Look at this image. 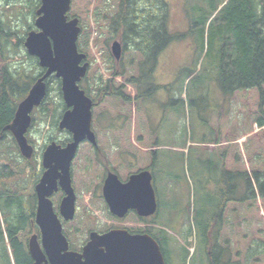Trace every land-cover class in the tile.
Returning a JSON list of instances; mask_svg holds the SVG:
<instances>
[{"label": "rangeland", "instance_id": "374dc122", "mask_svg": "<svg viewBox=\"0 0 264 264\" xmlns=\"http://www.w3.org/2000/svg\"><path fill=\"white\" fill-rule=\"evenodd\" d=\"M6 1L0 0V21L4 30L0 27V53L4 56L3 60L0 61V69L4 70L6 67L16 81L15 83L12 82L14 85L13 90L10 88L8 89L10 91L7 92L9 93V100L14 104L19 101L20 91L25 87L23 81L29 82L30 78L40 76V71L36 68L35 62L27 57L32 56L28 54L25 46L16 43L20 38L18 33L22 31L21 29L26 31L25 39L28 32H30L25 25L27 20L29 24H33V30H36L37 15L34 17L33 13H30L29 5L36 6L38 9L41 1L9 0L7 3ZM168 1L171 7V30L173 32H186L189 28L185 10L186 0ZM103 6L104 0H73L69 14V16H73L79 13L82 25L85 28L84 34L85 36L90 35L88 48L85 47V43L81 42L83 53H87L88 50L89 54L87 60L91 67L88 73L89 79L88 81L85 79L80 85L82 84L85 89L90 90L93 96L96 92V86L93 82L95 76L102 75L104 79L110 78L105 64L109 57V52L106 50L108 35L104 31H99L98 26L102 23L97 24L93 15L96 9H101ZM32 11L36 12V8ZM7 27L12 28L14 37L7 38ZM6 39H9V41ZM4 40L8 42L4 45L5 50L2 48V41ZM115 41L120 40L111 41L110 47ZM4 52L8 53L7 56ZM32 58L38 62L35 57ZM130 59L131 57L127 56L126 63ZM218 60V51L213 47L212 42L209 45L207 42L204 53H201L198 33L173 42L160 56L155 74V82L162 88L153 91V97L144 102L143 106L148 113L147 118L144 116L143 106L140 105V113H143V124H145V129L141 133L144 134L147 140L150 138L148 125L155 131L158 138V146L154 147L158 160L154 169L157 176L153 186L156 190L159 210L153 221H141L132 213L125 219L119 220L109 213L104 201L100 199L105 179V176L103 178L105 169L98 163V158L102 159V157L93 152L90 144L84 143L81 145L72 166V180L77 196L78 210L73 221L63 224L64 232L70 237L71 243L74 244L71 245L72 250L81 251L92 231L103 232L113 228H123L132 232H145L151 229L158 232L165 229L169 235L175 238L171 261L168 264H208L204 246L200 245V242L198 243V239L202 232L201 227L207 221L210 212L211 214H218V210H220L219 193L216 191L215 185L220 178V172L216 173L214 171V174H212L213 168L210 162H213L220 169L222 158L218 156L216 151L228 147L225 140L222 141V147L210 143L212 138L215 139L213 129H218L214 126L216 125L214 115L219 114V117H223L225 113L232 109L229 100L225 99L221 89L217 86L216 79L214 80L218 73ZM39 68L43 72L40 66ZM189 71H193L194 74L188 79L187 72ZM134 72L135 69L129 68V74ZM116 84H125V79L117 78ZM126 89L134 97L136 94L134 87L126 85ZM23 92L21 97L24 95ZM44 103L46 106L43 104L34 111L32 115L33 126L27 133L29 142L35 148L34 157L29 164L21 157L16 142L10 133H5L0 140V165L8 164L12 171L20 174L19 178L15 177L16 191H23L21 195L25 207H28L31 202L33 205L35 199L34 210H36V196L35 193L34 197L31 195V189L34 191L35 184L43 173L41 160L44 149L53 141L65 145L72 138L69 132L59 129V122L66 110V105L62 96L61 80L55 76L48 80V95ZM109 106L115 109V112L112 113L113 116L120 113L124 114L123 116L127 115L125 110L122 111L121 104L109 103ZM100 110L97 109L94 112V131L98 135L101 150L107 154L111 164L117 168V173L125 181L127 172L133 168V170L146 168L149 163L143 161L138 153L136 154L137 158H129V163L124 161V158L118 157L119 148L116 150L117 148L114 149L113 146H119L116 140L120 142L119 144L126 140L121 138L120 134L128 132V128L121 132H115L116 129L123 126V120L120 118L114 120L106 114L99 115ZM104 110L106 109L104 108ZM235 115L233 113L231 117H235ZM123 116L121 117L124 118ZM242 121L243 119H233L228 122L238 123ZM241 124L243 125V123ZM240 129L239 132L244 131V127ZM134 130L135 127L132 126L133 144L136 143V131ZM263 132L264 129L255 132L252 136L247 135L246 138L240 140V147L234 143L238 147L236 156L239 157L241 164L246 161V167L249 170L252 167L264 168ZM250 138L253 141L255 138L256 147L254 151L249 152L247 148L252 146ZM246 140L248 142L245 144ZM131 151L134 152L132 149ZM226 158L228 164L233 165V168L236 169V164L232 163L235 162L233 151L228 153ZM252 158L256 161L254 162ZM59 195L58 193L52 196L58 213L61 201L58 199ZM31 198L32 201H30ZM5 205L6 200L1 193L0 219L2 220V227L4 226L6 214ZM256 210H258L257 207H253L254 222L249 218L244 219L246 220L244 221V216L238 220L235 214V219L231 221L232 214L231 212L230 214L227 213L228 220L231 222H228L222 232L225 238L232 240L233 257H237L234 256L236 250L246 251L252 237H255L254 239L258 243L264 242V216L261 218L260 212L257 211L256 213ZM218 222L214 221L215 224H218ZM190 227L193 234L189 237V242L193 244L191 245L193 247L189 250L190 252L194 251L195 245L196 252L191 253L188 259L185 260L180 248L185 246L184 234L188 232ZM245 234L248 236L247 242H241V246H237L236 236H244ZM239 241L241 240L239 239ZM258 250L255 246H252L251 252H257ZM255 259L253 258V260ZM225 261H227V258H225Z\"/></svg>", "mask_w": 264, "mask_h": 264}, {"label": "trees", "instance_id": "16d2710c", "mask_svg": "<svg viewBox=\"0 0 264 264\" xmlns=\"http://www.w3.org/2000/svg\"><path fill=\"white\" fill-rule=\"evenodd\" d=\"M185 4L189 28L182 33L171 30V7L168 0H104V6L101 9H96L93 15L97 24L102 23L98 26L99 31H104L108 35L106 50L109 52V57L105 64L110 78L104 79L102 75L95 76L93 79L96 86L95 96L82 84L80 86L93 99L94 112L101 109L99 115L106 114L114 120L116 118L123 120V126L116 129L115 132H121L128 128V132L120 134L121 138L126 139L122 141V145L116 140L119 146H113L114 149L117 148L116 150L119 148L118 157L124 158V161L129 163V158H137L136 154L138 153L143 161L149 163L146 168L131 169L127 172L125 179L128 180L131 174L144 169H150L156 178L154 169L158 157L154 147L158 146V138L148 125L150 138L147 140L141 133L145 129V124H143L144 117L143 113H140V107L144 105L146 100L153 97V91L162 88L155 82L160 56L173 42L191 37L195 33H198L200 37L202 54L206 49V43L208 42L209 45L212 42L213 47L218 51L219 58L218 73L214 80L216 79L217 86L221 89L225 99L229 100L232 109L223 117H219V114L214 115L216 122L214 126L218 129H213L215 139L212 138L210 143L222 147V141L225 140L228 147L216 151L218 156L222 158L220 169L213 162H210L213 168L211 173L220 172V178L215 183L216 191L219 193L220 210H218V214H211L210 212L207 216V221L201 227L202 232L198 243L200 242V245L204 246L208 264H264V242L258 243L254 239L255 237H252L246 251L236 250L234 256L237 257H233L232 240L225 238L222 232L228 222L230 223L232 219H235L234 214L238 220L244 216L243 220L249 218L254 222L253 207L256 206L258 209L256 213L259 211L260 217L264 216V168L252 167L249 170L246 167V161L241 164L239 157L236 156L241 139L264 129V0H186ZM29 6L30 13H33L35 17L39 8ZM34 8H36V12L32 11ZM69 18L80 20L82 32L78 40V48L80 52H84L81 42L85 43V47L88 48L90 35L85 36V28L79 13L69 16ZM25 25L28 30L33 31V24H29L28 20ZM0 27L3 30L1 21ZM7 30V38L14 37L12 28L7 27ZM21 30L20 33L16 30L20 37L16 43L18 45H24L25 42L26 31ZM116 39H119L123 45L120 61L114 58L110 47V42ZM6 40L9 41V39ZM2 42V48L5 50L4 45L8 42L5 40ZM7 54L6 52L5 56ZM86 55L88 60V50ZM127 56L131 59L126 63ZM3 57L0 53V61L3 60ZM27 57L35 62L36 68L40 71V76L30 78L29 82L23 81L25 87L20 91L19 101L14 104L9 100V93L7 92L10 91L8 90L10 88L13 90L12 82L15 83L16 81L6 67L4 70L0 69V133H3V136L7 126L14 119L19 103L45 72V70L41 72L38 62L34 58ZM129 68L135 69V72L129 74ZM193 74V71L187 72V78L189 79ZM117 78L125 79V84H116ZM85 79L88 81V74ZM126 85L134 87L136 92L134 97L128 93ZM22 92L24 95L21 97ZM109 103L121 104L122 111L125 110L127 115L123 116L124 114L120 113L113 116L112 113L115 112V109L110 107ZM234 103L235 105H233ZM44 106H46L45 103ZM235 107L237 108L235 109ZM142 110L145 118H147L144 106ZM233 113L236 114L235 117H231ZM233 119H243V121L228 122ZM132 126L135 127L134 131H136L135 144L132 142ZM241 127H244V131L239 132ZM250 141L252 146L247 148L249 152L254 151L256 147L255 138L254 141L250 138ZM247 142L248 140L245 141V144ZM234 143L238 144V147ZM92 149L97 156L102 157V159L98 158V163L105 169L103 178L109 170H114L117 173V168L111 164L107 154L101 150L99 141L98 146ZM231 151L235 154V162L232 163L236 164V169L227 162V154ZM252 160L256 161L253 158ZM117 174L119 175V173ZM19 176L20 174L12 171L8 164L0 165V194L2 193L6 200L3 227L0 219V264H33L29 254V240L32 234L39 233L35 222L34 191L31 189V195L34 199L33 205L31 202L28 207H25L22 203L21 194L23 191H16L17 187L15 186V177L19 178ZM230 212L232 214L231 221L228 220L227 216ZM139 219L146 221V219ZM215 220L219 221L218 224L214 223ZM148 234L161 245L167 263L171 261L175 238L161 230L156 232L151 229ZM192 234L191 227L184 234V243L187 247L193 245L189 242V237ZM236 237L239 247L241 242L245 243L248 239L246 234ZM252 246L259 250L251 252ZM180 251L183 258L188 259L190 255L188 249L181 246ZM253 258L256 259L253 260Z\"/></svg>", "mask_w": 264, "mask_h": 264}, {"label": "water", "instance_id": "95a60500", "mask_svg": "<svg viewBox=\"0 0 264 264\" xmlns=\"http://www.w3.org/2000/svg\"><path fill=\"white\" fill-rule=\"evenodd\" d=\"M72 1L41 0L36 30L27 34L24 46L45 72L19 104L14 120L6 128L15 138L21 155L32 158L34 148L26 136L32 126V113L48 94V80L53 76L61 80L67 110L61 117L59 129L69 132L72 141L65 147L53 142L43 153L45 171L35 187L40 241L37 234L29 241L33 264H166L160 244L151 235L132 234L125 229L102 234L92 232L82 253L71 251L61 218L54 210L51 196L62 190L65 196L60 204V215L65 221L74 219L76 194L72 186V163L83 142L97 146L92 129L94 102L79 85L88 73L89 63L87 55L78 48L82 32L80 20L69 18ZM111 50L120 61L121 43L115 41ZM103 197L110 213L117 218H124L133 210L147 218L158 210L153 175L147 170L134 173L126 182L110 172L104 181Z\"/></svg>", "mask_w": 264, "mask_h": 264}, {"label": "flooded vegetation", "instance_id": "af4514ba", "mask_svg": "<svg viewBox=\"0 0 264 264\" xmlns=\"http://www.w3.org/2000/svg\"><path fill=\"white\" fill-rule=\"evenodd\" d=\"M40 1H41V0H40ZM3 137H4V136H3V133H0V139H2ZM128 179H129V177H128ZM126 181H127V180H126ZM126 181H125V182H126ZM59 194H60V195H59L58 199H60V200L62 201V199L64 198L65 194H64L62 191H61V192L59 191ZM101 196H102V197H100V199L103 200L104 203H105V200H104L103 194H102ZM60 200H59V201H60ZM61 201H60V203H59V208H60ZM53 203H54V202H53ZM105 205H106V203H105ZM106 207H107V205H106ZM107 208H108V207H107ZM54 209H55V206H54ZM77 210H78V209H77ZM55 211H56V209H55ZM57 213H58V212H57ZM59 213H60V210H59ZM59 213H58V214H59ZM131 213H132V214H135V215L138 217V213H137L135 210L130 211V212L128 213V215L131 214ZM128 215H126V217H127ZM126 217H125V218H126ZM114 218H115V217H114ZM125 218H124V219H125ZM138 218H139V217H138ZM116 219H117V218H116ZM119 220H122V219H119ZM62 222H63V224L65 223L63 220H62ZM148 231H149V230H146L145 232H134V233H135V234H136V233L146 234V233H148ZM64 233H65L66 237L68 238V240H70V237L67 236L66 232H64ZM87 241H88V240H87ZM87 241H86V243H87ZM69 242H70V241H69ZM86 243H85V244H86Z\"/></svg>", "mask_w": 264, "mask_h": 264}]
</instances>
